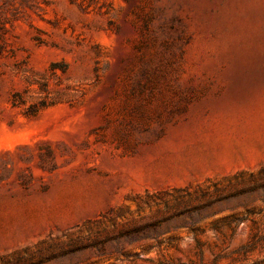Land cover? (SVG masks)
<instances>
[{
  "label": "rangeland",
  "instance_id": "374dc122",
  "mask_svg": "<svg viewBox=\"0 0 264 264\" xmlns=\"http://www.w3.org/2000/svg\"><path fill=\"white\" fill-rule=\"evenodd\" d=\"M0 264H264V0H0Z\"/></svg>",
  "mask_w": 264,
  "mask_h": 264
}]
</instances>
